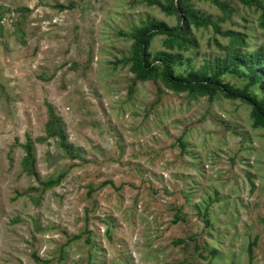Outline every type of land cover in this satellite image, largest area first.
Listing matches in <instances>:
<instances>
[{"label":"rangeland","instance_id":"rangeland-1","mask_svg":"<svg viewBox=\"0 0 264 264\" xmlns=\"http://www.w3.org/2000/svg\"><path fill=\"white\" fill-rule=\"evenodd\" d=\"M176 1L0 0V264H264L252 107L131 69L136 30L176 25L162 6ZM190 2L208 22L191 24L195 44L149 45L181 55L176 73L264 49L262 8ZM221 78L242 88L248 66Z\"/></svg>","mask_w":264,"mask_h":264},{"label":"trees","instance_id":"trees-1","mask_svg":"<svg viewBox=\"0 0 264 264\" xmlns=\"http://www.w3.org/2000/svg\"><path fill=\"white\" fill-rule=\"evenodd\" d=\"M154 2V1H153ZM156 2V1H155ZM247 5H255L264 10L262 0H242ZM167 12H175L178 15V23L169 25L164 21H151L140 27L134 34V43L130 61L131 69L136 75L137 80H148L161 77L167 87L178 91H189L190 93H200L208 95L210 99L221 93L227 98L239 99L252 107V116L255 123L264 128V98H258L250 91V86L256 82L264 84V49H258L255 52L247 53L242 49L230 51L228 58L224 62H216L212 65L203 66L200 70H195L189 75H182L175 72V64L179 53L158 51L152 53L149 45L152 38L158 34H165L169 41L177 44L179 47H187L188 44H195L192 36L191 24L204 25L208 22L194 9L190 0H177L175 3L162 5ZM228 34L236 36L241 35L234 31H227ZM245 63L248 66L250 81L244 87H236L230 82H225L221 74L228 65L234 68ZM62 145L69 147L65 133H60ZM32 163L35 162L34 153L30 143L24 146ZM47 184H53L50 180ZM255 241L249 245V251L252 256ZM48 264L49 260L42 261Z\"/></svg>","mask_w":264,"mask_h":264}]
</instances>
